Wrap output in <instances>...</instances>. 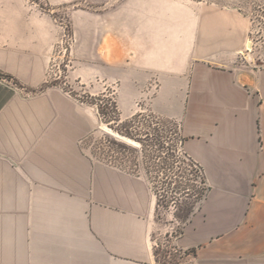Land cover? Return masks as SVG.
<instances>
[{
    "label": "crops",
    "instance_id": "obj_1",
    "mask_svg": "<svg viewBox=\"0 0 264 264\" xmlns=\"http://www.w3.org/2000/svg\"><path fill=\"white\" fill-rule=\"evenodd\" d=\"M78 18L77 70L112 63L120 120L144 106L177 121L202 169L180 247L200 264H264V72L240 63L247 16L205 0H124L111 54L105 14ZM61 35L51 14L0 0V74L12 77L0 76V264H156L149 181L88 153L97 110L46 85Z\"/></svg>",
    "mask_w": 264,
    "mask_h": 264
},
{
    "label": "rangeland",
    "instance_id": "obj_2",
    "mask_svg": "<svg viewBox=\"0 0 264 264\" xmlns=\"http://www.w3.org/2000/svg\"><path fill=\"white\" fill-rule=\"evenodd\" d=\"M123 1L25 0L28 7L51 14L62 26V35L50 54L46 85H55L96 110L95 104H101V111L97 110L98 128L83 141L87 152L145 177L151 185L157 201L158 224L152 236L156 264H200L192 250L184 251L178 242L183 220L200 204L206 188L198 178L199 169L183 155L180 124L158 117L144 106L134 117L121 121L115 106L112 63L105 62V68L95 77L77 70L79 65L73 53L76 45L74 22L79 21L80 11L100 9L105 14L104 38L107 45L113 46L107 50L111 54L115 53L117 7ZM205 1L239 9L247 16L248 44L251 45L240 63L247 69L264 72V0Z\"/></svg>",
    "mask_w": 264,
    "mask_h": 264
},
{
    "label": "trees",
    "instance_id": "obj_3",
    "mask_svg": "<svg viewBox=\"0 0 264 264\" xmlns=\"http://www.w3.org/2000/svg\"><path fill=\"white\" fill-rule=\"evenodd\" d=\"M0 76L1 77H6V78H9V79H11L12 77L11 76H9V75H6V74H0ZM96 105V107H97V110H98V112H100L101 111V104L100 103H96L95 104ZM115 106H117L116 104H115ZM181 145H182V138H181ZM183 155H184V157L186 158V160L191 164V165H193V166H195V167H197L198 169H199V173H198V178H199V180L202 182V184H206V182H205V178H204V176H203V174H202V169H201V167L196 163V162H194L191 158H189L188 156H186V153L183 151ZM204 191H206V188H205V190ZM205 195V192H203V196ZM193 213V210L192 211H190L189 213H188V215L185 217V219L183 220L184 221V223H186L189 219H190V215ZM192 252L195 254V250H192Z\"/></svg>",
    "mask_w": 264,
    "mask_h": 264
},
{
    "label": "water",
    "instance_id": "obj_4",
    "mask_svg": "<svg viewBox=\"0 0 264 264\" xmlns=\"http://www.w3.org/2000/svg\"><path fill=\"white\" fill-rule=\"evenodd\" d=\"M248 45H249V46L251 45V44H250V42H249V44H248Z\"/></svg>",
    "mask_w": 264,
    "mask_h": 264
}]
</instances>
